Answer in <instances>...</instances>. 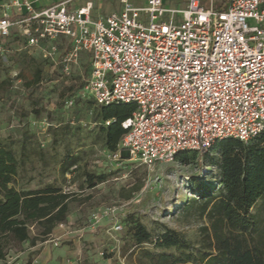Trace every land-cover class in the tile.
I'll use <instances>...</instances> for the list:
<instances>
[{"label": "built area", "instance_id": "built-area-1", "mask_svg": "<svg viewBox=\"0 0 264 264\" xmlns=\"http://www.w3.org/2000/svg\"><path fill=\"white\" fill-rule=\"evenodd\" d=\"M117 2L94 17L91 1L37 10L31 1L8 0L0 14V57L13 36L28 48L49 43L43 58L55 61L59 53L66 76L81 54L88 55L82 94L96 105H136L121 123L126 132L110 151L113 158L125 150L150 167L181 151L209 150L225 138L248 142L260 135L264 0H229L223 9L213 0L208 9L202 0ZM111 230L119 233L121 223Z\"/></svg>", "mask_w": 264, "mask_h": 264}, {"label": "rangeland", "instance_id": "rangeland-1", "mask_svg": "<svg viewBox=\"0 0 264 264\" xmlns=\"http://www.w3.org/2000/svg\"><path fill=\"white\" fill-rule=\"evenodd\" d=\"M105 1L116 6L118 3ZM142 1L133 2L139 5ZM228 1L213 0L216 8L224 7ZM201 4L208 9L210 0H202ZM101 8L98 14L108 12L106 6ZM248 24H251L249 20ZM66 43L63 40L59 50ZM48 47L49 43L43 42L39 47L28 48L24 41L13 36L0 57V83H4L0 84V140L11 143L17 155L23 153L20 183L31 188L45 183L62 186L72 197L70 213L59 228L63 232L54 233L33 247L26 242L13 247L8 251L7 261L10 264H140L137 249L132 253L125 250L130 243L131 219L143 223L153 238L168 228L196 243L206 219L197 208L189 213H184L182 208L198 198L190 189L193 177L212 187L210 173H214V168L207 164L214 161L215 154L202 155L199 164L173 160L150 167L125 153L113 158L104 146L99 124L94 123L97 106L81 91L89 76L88 56L81 54L66 76L61 71L59 53L55 61L43 58L42 48ZM36 67L43 73L38 84L30 82ZM67 153L77 155L79 160L76 168L62 174L60 163ZM85 172L105 174L107 179L88 188L84 186ZM107 208L114 212L105 213ZM93 215L99 216L97 222ZM117 221L122 230L113 233L111 227ZM144 247L151 249L152 245L144 244ZM143 263L147 261L144 259Z\"/></svg>", "mask_w": 264, "mask_h": 264}, {"label": "trees", "instance_id": "trees-1", "mask_svg": "<svg viewBox=\"0 0 264 264\" xmlns=\"http://www.w3.org/2000/svg\"><path fill=\"white\" fill-rule=\"evenodd\" d=\"M86 63L89 65V57ZM42 77L41 69L36 67L30 82L38 84ZM96 106L94 123L99 124L105 148L115 151L126 132L121 123L132 115L136 105ZM12 146L0 140V260L19 244L26 242L33 247L47 240L54 227L66 221L72 199L60 185L45 183L31 188L20 183L23 153L17 155ZM208 152L215 154L214 161L207 164L214 168L210 173L212 187L193 177L190 189L198 198L182 208L184 213L197 208L205 217L200 239L193 243L168 228L153 238L143 223L131 219L130 243L125 250L132 253L137 249L140 264L144 259L147 264H264V130L248 142L225 138L206 151H181L174 160L199 164ZM78 160L77 155L65 154L60 163L62 174L76 168ZM106 179L105 174L85 172L84 186L93 188Z\"/></svg>", "mask_w": 264, "mask_h": 264}, {"label": "crops", "instance_id": "crops-1", "mask_svg": "<svg viewBox=\"0 0 264 264\" xmlns=\"http://www.w3.org/2000/svg\"><path fill=\"white\" fill-rule=\"evenodd\" d=\"M7 1L8 0H0V14L4 11V9H5L4 6L7 3ZM28 1H31L33 3V7L37 10L42 9L44 7H47V6H50V5H53L55 3L62 2V1H66L68 7H75L77 5H81V4L85 3L86 1H91L92 2V10L91 11H92V15L94 17L102 15V14L97 13L99 10L102 9L101 7L106 6L108 9L107 10L108 12L114 10L115 7L117 8L116 5H114L113 3L111 5V3H109L105 0L104 1L103 0H28ZM133 1H140V0H131V2H133ZM144 2H145V0H143L139 5L143 4ZM221 2H223V1H221ZM133 3H135V2H133ZM225 7H226V5L224 7L219 8V9H223ZM11 10H12V15H14L15 14L14 9L12 8ZM108 12H106V13H108ZM103 15H105V14H103ZM69 213H68V216H69ZM68 216H67V218H68ZM64 223L65 222L57 224L49 236H51V235L53 236L54 233L56 235H59L61 232H63V229H59V228H62ZM0 264H10L7 261V256L4 260H0ZM15 264H18V263H15Z\"/></svg>", "mask_w": 264, "mask_h": 264}, {"label": "water", "instance_id": "water-1", "mask_svg": "<svg viewBox=\"0 0 264 264\" xmlns=\"http://www.w3.org/2000/svg\"><path fill=\"white\" fill-rule=\"evenodd\" d=\"M124 153H125L126 155H129V154H128V151H121V152H120L121 155H123Z\"/></svg>", "mask_w": 264, "mask_h": 264}]
</instances>
